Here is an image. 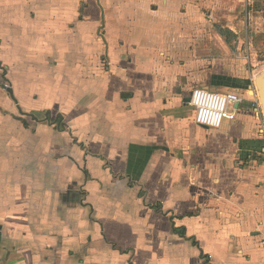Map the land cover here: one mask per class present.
<instances>
[{
  "label": "crops",
  "instance_id": "obj_1",
  "mask_svg": "<svg viewBox=\"0 0 264 264\" xmlns=\"http://www.w3.org/2000/svg\"><path fill=\"white\" fill-rule=\"evenodd\" d=\"M258 4L0 0V264H264L256 90L219 129L188 103Z\"/></svg>",
  "mask_w": 264,
  "mask_h": 264
},
{
  "label": "rangeland",
  "instance_id": "obj_2",
  "mask_svg": "<svg viewBox=\"0 0 264 264\" xmlns=\"http://www.w3.org/2000/svg\"><path fill=\"white\" fill-rule=\"evenodd\" d=\"M251 8V7H250ZM263 6L258 4L254 7V12L248 11L253 14V18H250L246 13L242 16L241 20H235L239 23L240 30L238 33H233L228 30L222 31L223 44L226 50L214 54L216 58L225 59L222 61L221 66H216L215 71L219 73L217 76H226L229 79L237 80L238 84H232L228 81L218 82L212 84L207 81V86H216L217 88L229 89L218 92H233L230 91L233 87L239 85V81L243 80L248 82L252 90H256L257 106L260 107L262 98H264L263 90L261 88V80L264 78V26L261 24L264 18L261 17ZM227 21H218V27H226ZM222 46V45H221ZM216 76V75H214ZM213 86V87H215Z\"/></svg>",
  "mask_w": 264,
  "mask_h": 264
},
{
  "label": "built area",
  "instance_id": "obj_3",
  "mask_svg": "<svg viewBox=\"0 0 264 264\" xmlns=\"http://www.w3.org/2000/svg\"><path fill=\"white\" fill-rule=\"evenodd\" d=\"M242 97L233 92H216L198 88L191 92L189 105L195 111L196 125L219 129L226 121H234L242 104Z\"/></svg>",
  "mask_w": 264,
  "mask_h": 264
},
{
  "label": "water",
  "instance_id": "obj_4",
  "mask_svg": "<svg viewBox=\"0 0 264 264\" xmlns=\"http://www.w3.org/2000/svg\"><path fill=\"white\" fill-rule=\"evenodd\" d=\"M4 88L8 89L7 86H4ZM261 88H262L263 94H264V78H262V80H261ZM9 92H11V90H9ZM189 102H190V98L188 99V103ZM262 106H263V112H264V98H262Z\"/></svg>",
  "mask_w": 264,
  "mask_h": 264
}]
</instances>
